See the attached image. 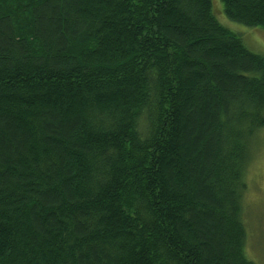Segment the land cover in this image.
Masks as SVG:
<instances>
[{
    "label": "trees",
    "instance_id": "1",
    "mask_svg": "<svg viewBox=\"0 0 264 264\" xmlns=\"http://www.w3.org/2000/svg\"><path fill=\"white\" fill-rule=\"evenodd\" d=\"M263 127L264 55L212 0H0V264H253Z\"/></svg>",
    "mask_w": 264,
    "mask_h": 264
},
{
    "label": "rangeland",
    "instance_id": "2",
    "mask_svg": "<svg viewBox=\"0 0 264 264\" xmlns=\"http://www.w3.org/2000/svg\"><path fill=\"white\" fill-rule=\"evenodd\" d=\"M217 20L241 36L252 52L264 55V29L251 28L230 21L223 13L220 0H212ZM253 157L246 175L243 218L247 231L245 253L253 264H264V127L254 138Z\"/></svg>",
    "mask_w": 264,
    "mask_h": 264
}]
</instances>
